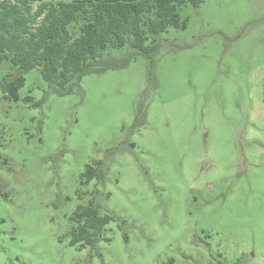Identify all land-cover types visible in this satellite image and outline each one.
<instances>
[{"label": "rangeland", "instance_id": "rangeland-1", "mask_svg": "<svg viewBox=\"0 0 264 264\" xmlns=\"http://www.w3.org/2000/svg\"><path fill=\"white\" fill-rule=\"evenodd\" d=\"M180 13L153 59L67 94L39 68L19 100L0 91V264H264V0ZM99 160L105 179L83 184ZM90 198L115 219L80 248Z\"/></svg>", "mask_w": 264, "mask_h": 264}, {"label": "trees", "instance_id": "trees-1", "mask_svg": "<svg viewBox=\"0 0 264 264\" xmlns=\"http://www.w3.org/2000/svg\"><path fill=\"white\" fill-rule=\"evenodd\" d=\"M203 1L0 0V66L11 67L0 77V91L9 100H19L27 73L39 68L48 84L67 94L84 76L123 67L132 56L153 59L163 33L170 27H187L182 7H198ZM128 47L129 57L110 59V50L126 48L128 53ZM0 161L7 163L8 158L0 153ZM105 175L103 162L94 161L81 181H103ZM114 219L109 212L101 213L95 198H90L72 215V245L94 246ZM164 264L178 263L171 259Z\"/></svg>", "mask_w": 264, "mask_h": 264}]
</instances>
